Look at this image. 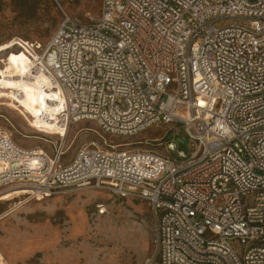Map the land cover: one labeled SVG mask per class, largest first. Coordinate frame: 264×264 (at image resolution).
<instances>
[{
  "label": "built area",
  "instance_id": "1",
  "mask_svg": "<svg viewBox=\"0 0 264 264\" xmlns=\"http://www.w3.org/2000/svg\"><path fill=\"white\" fill-rule=\"evenodd\" d=\"M28 43L30 77L57 94L56 124L122 138L155 128L163 151L92 143L64 164L65 136L45 141L49 157L0 130V189L146 202L145 264H264V0H102L92 21L66 16L45 48Z\"/></svg>",
  "mask_w": 264,
  "mask_h": 264
},
{
  "label": "rangeland",
  "instance_id": "2",
  "mask_svg": "<svg viewBox=\"0 0 264 264\" xmlns=\"http://www.w3.org/2000/svg\"><path fill=\"white\" fill-rule=\"evenodd\" d=\"M101 7L102 0H0V130L11 133L21 148H40L53 157V147L45 141L58 142L56 135L63 129L56 124V105L49 102L55 93L39 85L40 77L29 75L37 53L28 42L45 48L66 16L88 23ZM181 133L187 139L183 128ZM163 135L154 128L136 137H114L92 122H78L67 132L69 151L63 163L92 143L162 152L158 140ZM173 137L174 132L166 142ZM172 157L181 160L177 152ZM8 212L0 219V252L6 264H145L154 254L156 220L140 200L103 190L32 199L26 189H0V217Z\"/></svg>",
  "mask_w": 264,
  "mask_h": 264
},
{
  "label": "bare ground",
  "instance_id": "3",
  "mask_svg": "<svg viewBox=\"0 0 264 264\" xmlns=\"http://www.w3.org/2000/svg\"><path fill=\"white\" fill-rule=\"evenodd\" d=\"M39 80H40V82H41V83L39 84L41 87H45V86L48 85V83H46V82L43 80L42 77H40ZM53 96H54L55 98H57V94H54ZM8 130H9V129H8ZM60 135H63V136H65V137H67V130H66L65 128H63V129H62V132H61ZM26 190H28V189H26ZM28 192L30 193V190H28ZM36 194H37V193H36ZM43 197H44V196L38 194V198H37V199H40V198H43ZM32 199H33V198H32ZM34 199H36V198H34ZM10 214H11V213L8 212L7 214H5V215H3L2 217H0V219H3V218L8 217ZM0 264H6V263H5V259H4V257H3V255H2L1 252H0Z\"/></svg>",
  "mask_w": 264,
  "mask_h": 264
},
{
  "label": "water",
  "instance_id": "4",
  "mask_svg": "<svg viewBox=\"0 0 264 264\" xmlns=\"http://www.w3.org/2000/svg\"><path fill=\"white\" fill-rule=\"evenodd\" d=\"M176 140L179 143L180 149L184 150L187 153V146H186V141L182 138V136L177 135Z\"/></svg>",
  "mask_w": 264,
  "mask_h": 264
}]
</instances>
